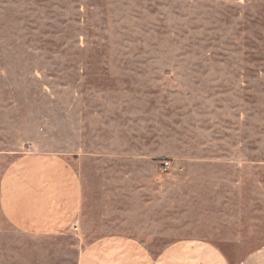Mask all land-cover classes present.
Masks as SVG:
<instances>
[{"label": "rangeland", "instance_id": "1", "mask_svg": "<svg viewBox=\"0 0 264 264\" xmlns=\"http://www.w3.org/2000/svg\"><path fill=\"white\" fill-rule=\"evenodd\" d=\"M32 153L79 173V229L0 208V264H77L111 234L264 248V0H0V179Z\"/></svg>", "mask_w": 264, "mask_h": 264}, {"label": "crops", "instance_id": "2", "mask_svg": "<svg viewBox=\"0 0 264 264\" xmlns=\"http://www.w3.org/2000/svg\"><path fill=\"white\" fill-rule=\"evenodd\" d=\"M0 208L7 221L36 234L74 231L82 211V182L61 155L32 153L12 163L0 179ZM77 264H232L217 245L204 239H180L158 253L141 240L111 234L86 243ZM239 264H264V248Z\"/></svg>", "mask_w": 264, "mask_h": 264}, {"label": "built area", "instance_id": "3", "mask_svg": "<svg viewBox=\"0 0 264 264\" xmlns=\"http://www.w3.org/2000/svg\"><path fill=\"white\" fill-rule=\"evenodd\" d=\"M163 168L166 171H173L175 169L174 163L170 160L163 161ZM179 171H182L181 167H178ZM75 230H78V227H75Z\"/></svg>", "mask_w": 264, "mask_h": 264}]
</instances>
